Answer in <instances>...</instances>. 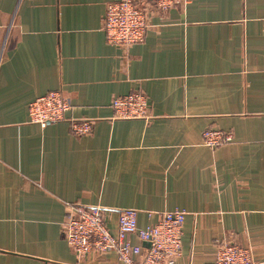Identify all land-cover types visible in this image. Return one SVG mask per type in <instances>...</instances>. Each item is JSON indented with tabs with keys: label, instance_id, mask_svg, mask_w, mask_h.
Listing matches in <instances>:
<instances>
[{
	"label": "crops",
	"instance_id": "crops-1",
	"mask_svg": "<svg viewBox=\"0 0 264 264\" xmlns=\"http://www.w3.org/2000/svg\"><path fill=\"white\" fill-rule=\"evenodd\" d=\"M112 1L0 0V264L78 262L67 202L99 206L112 233L121 209L138 227L182 209L174 264L211 263L223 239L264 264V0H139L145 36L128 46L105 39ZM52 90L64 118L30 122L29 102ZM132 91L150 119H111V99ZM83 118L91 132L73 134ZM205 129L231 140L209 147ZM80 260L125 264L114 251Z\"/></svg>",
	"mask_w": 264,
	"mask_h": 264
},
{
	"label": "built area",
	"instance_id": "built-area-1",
	"mask_svg": "<svg viewBox=\"0 0 264 264\" xmlns=\"http://www.w3.org/2000/svg\"><path fill=\"white\" fill-rule=\"evenodd\" d=\"M152 2L160 10L183 0H143ZM147 11L139 0L108 2L103 15V30L107 43L128 46L143 40L147 26ZM69 101L58 90L49 91L28 104V119L41 126L61 120L69 109ZM111 119H150L146 97L132 91L111 99ZM92 120L69 119L75 135H87ZM231 140V135L215 129L202 132V142L214 147ZM137 211L132 208L118 211L116 232L112 233L99 206H86L77 202L66 203L62 233L79 258L75 264H84L80 258L88 253L114 251L125 264H174L181 252V237L186 212L182 209L164 211L155 223L137 226ZM136 235L139 244L130 241ZM145 243L146 245H143ZM262 263V262H261ZM209 264H260L249 246L221 240L216 245L214 260Z\"/></svg>",
	"mask_w": 264,
	"mask_h": 264
}]
</instances>
